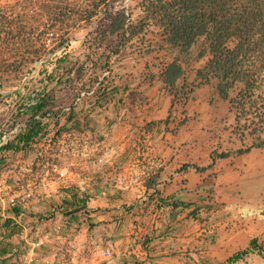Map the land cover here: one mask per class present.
<instances>
[{
	"label": "crops",
	"instance_id": "0c3cea01",
	"mask_svg": "<svg viewBox=\"0 0 264 264\" xmlns=\"http://www.w3.org/2000/svg\"><path fill=\"white\" fill-rule=\"evenodd\" d=\"M144 70L126 55L116 77L129 85L126 109L116 96L94 132H51L28 151L4 153V194L32 184L35 198L22 225H9L1 264H227L253 241L264 247V149L217 158L210 169L215 153L241 148L229 107L201 88L175 112L157 71L150 84ZM133 92L145 94L143 105ZM65 166L73 176L61 180ZM235 264H264V256Z\"/></svg>",
	"mask_w": 264,
	"mask_h": 264
},
{
	"label": "trees",
	"instance_id": "16d2710c",
	"mask_svg": "<svg viewBox=\"0 0 264 264\" xmlns=\"http://www.w3.org/2000/svg\"><path fill=\"white\" fill-rule=\"evenodd\" d=\"M126 1L93 0L78 11L87 24L103 17L82 41L69 43L64 39L36 80L29 78L31 71L19 77L24 66L33 62L20 58V49H13L10 60L0 59V125L7 114L12 127L24 125L0 148V172L5 152L28 151L51 132L55 138L73 131L94 132L96 120L104 116L116 96L126 109L124 94L129 85L117 86L116 77L127 54L145 67L150 84L157 71L158 80L173 96V111L184 109L196 92L206 87L211 104L228 105L236 121L233 133L243 147L235 153H215L210 169L217 158L264 149V97L258 94L264 76V0H137L135 21L124 8ZM3 34L8 35L0 33L1 44ZM11 34L15 38V33ZM106 72L110 74L104 77ZM10 73L19 85H10L5 79ZM95 87L90 99L73 106L80 92ZM6 90L11 93H4ZM132 95L139 105L145 103L143 92L129 93ZM66 107H71L70 112L64 111ZM112 124L113 118H109L106 129ZM151 201L159 208H174L164 199L150 196ZM201 209L206 214L212 206H198L190 215L199 218ZM252 252L264 256V247L253 241L250 250L235 255L227 264L244 260Z\"/></svg>",
	"mask_w": 264,
	"mask_h": 264
},
{
	"label": "rangeland",
	"instance_id": "374dc122",
	"mask_svg": "<svg viewBox=\"0 0 264 264\" xmlns=\"http://www.w3.org/2000/svg\"><path fill=\"white\" fill-rule=\"evenodd\" d=\"M92 1L0 0V33H8L7 36L3 34L4 44L0 42V59L5 57L10 60L14 55L13 49H20V58L30 59L33 62L24 66L19 77L31 71V76L28 77L33 78L31 81L36 80L45 62L59 52V45L64 39H68L69 43L80 42L98 25L103 15L94 18L91 24H87L81 21L78 14V11L87 8ZM136 5L137 0H127L124 5L125 10L132 13V21L137 19ZM18 32L20 36L16 37ZM11 33H15V38ZM5 79H8L10 85L20 84L19 80H15L14 73L5 75ZM203 93H206L207 100L210 99L209 88L206 87ZM258 94L264 97V76ZM8 116L7 114L4 120ZM229 116L234 119L232 122L235 125L234 115L229 112L227 118ZM240 147H243L242 144ZM221 214L223 213L220 212Z\"/></svg>",
	"mask_w": 264,
	"mask_h": 264
},
{
	"label": "built area",
	"instance_id": "2783aa9c",
	"mask_svg": "<svg viewBox=\"0 0 264 264\" xmlns=\"http://www.w3.org/2000/svg\"><path fill=\"white\" fill-rule=\"evenodd\" d=\"M110 73L106 72L104 77L108 76ZM98 86V85H97ZM96 91V87L89 91H82L75 99L73 106L79 105L81 102L90 99ZM38 100V96H35L34 101ZM71 107H66L64 111L66 113L70 112ZM12 122L9 119L4 120L0 126V148L5 146L13 136L20 132L23 128L22 123H16L12 127ZM58 176L61 180L70 179L73 176V171L69 166L62 167L58 172ZM5 189L0 180V251L4 244L8 240V227L10 224L22 225V223L27 219L26 207L35 198L34 185H29L26 189L16 190L15 192L5 195ZM18 210V212H15ZM43 242L39 241L37 246L42 245ZM104 255L110 257L111 253L106 252ZM2 260L0 261V264ZM62 264H69L65 261Z\"/></svg>",
	"mask_w": 264,
	"mask_h": 264
}]
</instances>
